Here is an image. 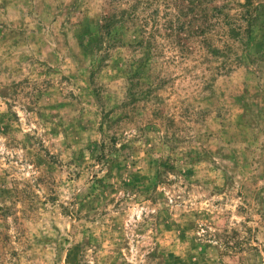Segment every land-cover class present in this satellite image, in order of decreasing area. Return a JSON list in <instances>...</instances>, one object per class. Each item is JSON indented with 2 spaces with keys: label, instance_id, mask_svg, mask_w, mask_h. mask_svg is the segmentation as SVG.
Instances as JSON below:
<instances>
[{
  "label": "rangeland",
  "instance_id": "1",
  "mask_svg": "<svg viewBox=\"0 0 264 264\" xmlns=\"http://www.w3.org/2000/svg\"><path fill=\"white\" fill-rule=\"evenodd\" d=\"M0 264H264V0H0Z\"/></svg>",
  "mask_w": 264,
  "mask_h": 264
},
{
  "label": "trees",
  "instance_id": "2",
  "mask_svg": "<svg viewBox=\"0 0 264 264\" xmlns=\"http://www.w3.org/2000/svg\"><path fill=\"white\" fill-rule=\"evenodd\" d=\"M109 1L112 2V3H119V2H121L123 0H109ZM191 1L193 2V1H196V0H191ZM211 1H213V0H205V2H207V3L211 2ZM246 1H249V0H246ZM219 7H222V6L218 5L216 8H214V10L215 11L218 10ZM135 8H136V6L128 5L126 10L124 8H122L121 11H118L116 9L117 10L116 14H113L112 16L113 17H117L118 19L121 18V17L129 16L131 14L132 10L135 9ZM106 19L107 20H111L110 16H106Z\"/></svg>",
  "mask_w": 264,
  "mask_h": 264
}]
</instances>
